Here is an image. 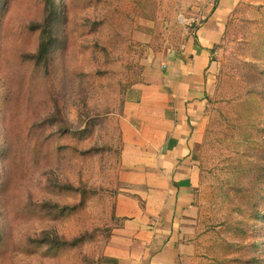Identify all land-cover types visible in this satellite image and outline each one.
Returning <instances> with one entry per match:
<instances>
[{"label": "rangeland", "instance_id": "obj_1", "mask_svg": "<svg viewBox=\"0 0 264 264\" xmlns=\"http://www.w3.org/2000/svg\"><path fill=\"white\" fill-rule=\"evenodd\" d=\"M214 2L0 0V264L102 260L119 224L124 92ZM215 50L188 264H264V0H237Z\"/></svg>", "mask_w": 264, "mask_h": 264}, {"label": "crops", "instance_id": "obj_2", "mask_svg": "<svg viewBox=\"0 0 264 264\" xmlns=\"http://www.w3.org/2000/svg\"><path fill=\"white\" fill-rule=\"evenodd\" d=\"M237 0H215L191 38L160 54L123 95L114 198L119 224L96 264H188L194 254L204 137L216 82L215 53Z\"/></svg>", "mask_w": 264, "mask_h": 264}, {"label": "trees", "instance_id": "obj_3", "mask_svg": "<svg viewBox=\"0 0 264 264\" xmlns=\"http://www.w3.org/2000/svg\"><path fill=\"white\" fill-rule=\"evenodd\" d=\"M55 7L51 8V13L52 15L55 13ZM49 10V9H48ZM56 24V22H55ZM51 25V24H50ZM50 25H48L47 23H44L43 28L40 30V43L38 46V52H37V56L38 58H45L47 56V54L49 53V49H50V44L52 43V39H51V30L50 29ZM52 27V26H51Z\"/></svg>", "mask_w": 264, "mask_h": 264}]
</instances>
